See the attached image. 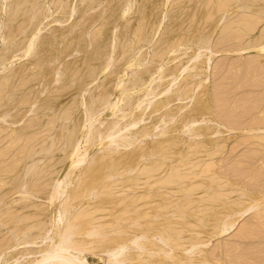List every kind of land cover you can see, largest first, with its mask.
Wrapping results in <instances>:
<instances>
[{"label": "rangeland", "instance_id": "374dc122", "mask_svg": "<svg viewBox=\"0 0 264 264\" xmlns=\"http://www.w3.org/2000/svg\"><path fill=\"white\" fill-rule=\"evenodd\" d=\"M15 1L20 0L0 2L2 4H0V90L2 91L0 96L7 95L6 98L0 97V109L2 105H7L5 108L9 107L12 110L11 107L14 106L13 109L17 111L5 112L7 110L5 108L0 110L3 114L7 113L0 114L3 116L0 119V156H3L0 158L2 177V179L0 177V208L2 209L0 210L3 214H0V224L2 222L0 240L7 238V241L1 243L4 245L8 242L9 244L19 242L17 236L13 237L12 233L15 235L13 231L34 228L32 231L41 232V229L48 230L50 226L60 224L53 223L58 219L57 210L59 211L60 208L61 212H65L69 222L74 217L73 214L78 216H75L76 219L79 218L78 223L75 217L73 218L75 220L69 223L63 215L61 219L65 218L66 222L61 220L60 227L76 225V229L73 228L74 233L81 235L74 236L75 239L79 238L76 243L86 244L82 257L83 264H264V53L261 52L264 46V0H22L24 4L22 2L17 4ZM19 4L23 5L22 8ZM245 6L249 9H245ZM13 7L14 10L11 11ZM14 12L21 13L18 15ZM32 16L34 18H31ZM20 28L27 30L24 33L19 32ZM36 38L38 40H35ZM39 39L42 41L40 42ZM28 41L32 43L29 56L24 50L27 45L23 46L25 42L28 44ZM199 43L203 45H198ZM205 44L209 48L205 47ZM126 46L130 48L126 50ZM9 47H12V50H8ZM95 48L102 52L101 55L99 53L98 61L94 55V53L96 56L98 54ZM125 50L128 53L122 54ZM196 50L200 56L196 55ZM193 55H196L194 60H192ZM35 61L39 62L34 63ZM127 61L130 62L129 65ZM142 70H147L144 71L146 74ZM15 71L18 75L24 72L17 77ZM139 71L142 75H139L141 74ZM58 74L60 78L63 75V82ZM5 75L8 76L7 81ZM11 75L15 78H10ZM54 76L55 79L59 78V82ZM133 76L140 78V82H137L139 85L135 88L131 87ZM9 79L14 82L12 87L10 85L13 82L10 80L9 83ZM149 81H152L151 84ZM7 83L10 88L6 87ZM5 87L8 91L10 89L14 91V94L7 92ZM167 87L170 92L164 94L163 88L167 89ZM22 88H24L23 92ZM15 89H21L22 93L18 91V94L22 97ZM144 90H148L151 94ZM101 91L104 94L107 91L106 95L103 94L107 96L106 103L108 102L109 105L117 103L115 114L110 109H105V106H109L108 103L104 106H96L98 101L96 98L103 97ZM144 93L149 95L144 97L146 95ZM12 97L18 98L17 102ZM3 99H6V102L1 103ZM162 101L166 106L153 112L157 105L163 104ZM136 102L143 104L139 103V108L135 109ZM29 103L33 106L31 107ZM29 106L31 108H28ZM49 106H52V110ZM153 106L154 110H152ZM15 107H20L22 112ZM45 107L46 109L49 107V110ZM129 108L133 110L130 111ZM144 108L146 110L143 120L135 127L136 129H133L135 133L132 130H123L121 132L123 138H121L124 141L120 142L121 144L117 141V145L111 143L108 147L106 144L108 139H102L108 125L111 122L124 125L132 120L130 118L135 112L140 114ZM99 110L100 113L97 112ZM8 112L14 119L15 115L20 116L15 121L12 119L10 123L12 116ZM91 112H94V116L99 115L96 116L99 120L94 122L95 125L93 124L90 130L91 142L85 144L86 147L88 146L85 151L87 159H85L81 149L83 146L85 148L83 136L88 129L86 121ZM123 113L126 118H123ZM36 122L38 123L35 124ZM80 125L84 126V130ZM37 127L39 128L36 129ZM70 128L72 132H68ZM81 130L84 131L83 135ZM197 131L198 135H196ZM75 132V136L81 134L80 154L85 160L81 162V166L79 164L80 170L77 167L73 172L71 170V175L68 174L69 168L71 169L69 165L71 159L67 158L71 147L67 148L71 138L74 141ZM57 133L58 135H55ZM59 136L60 138H57ZM99 140H101L100 144H98ZM129 141L135 145L132 146ZM124 143L126 145H123ZM128 143L131 146L127 147ZM113 144L120 148H115ZM49 145L52 146L51 149ZM54 145H57L56 149ZM153 145L157 148L155 149ZM23 146H28L30 151L27 153ZM135 147H139L138 151H140L138 152ZM31 154L32 157L39 156L31 161L34 158L30 157ZM23 156L27 160L22 159ZM22 160H26V164H22L24 163ZM39 163L42 168H44L42 165H45L49 175L45 168L39 170L41 169L38 168ZM20 166L24 168L23 171H20ZM34 168L38 173L41 171L39 176L34 174L35 179L27 175L30 170L33 174ZM45 173L48 179L43 183L41 180L45 178ZM18 176L21 181L18 183L19 186L23 184L26 189L31 188L30 185L33 183L32 188H35V180L41 181V185L38 182L37 188L41 187L42 190L35 188L39 192L34 197L29 196L31 201L25 196L28 194L21 193V196L18 194L20 188L19 186H17L18 190L15 188V182L17 180L19 182V178L13 182ZM64 176L66 178L64 184L69 183L64 186V190L68 191L65 190L66 193L63 191L60 202H56V204L59 202V205L55 203L50 205L49 196L54 187L52 185H55L54 183L60 178L63 180ZM4 181L10 185L8 186ZM184 186L191 191H185ZM5 190L10 193L7 194ZM74 190L77 192L74 193ZM45 195L48 197L46 198ZM26 201L30 205L26 204ZM20 204L22 209L19 208ZM23 204L28 207L24 208ZM55 206L58 207L57 210ZM72 206L74 207L72 212H75L73 214L70 209L73 208ZM67 210H70L69 215ZM21 211L22 213H19ZM81 212L89 215L79 216L82 215ZM119 212L122 214L121 217L125 218H121ZM7 217H10V220ZM13 217L15 219L12 220ZM81 217L83 220L80 219ZM115 217L122 225H119ZM50 218L51 223H49ZM123 219L124 221H121ZM26 223L30 225L24 226ZM44 223H49V227L47 224L43 225ZM52 227L51 230L55 229ZM168 228L170 230H167ZM221 228H226L225 233L223 230L220 231ZM97 231L103 234L99 235ZM117 233L119 236L116 237ZM165 233L169 235L166 236ZM158 234L163 240L157 236ZM90 235L91 237L87 238ZM12 237L15 241H12ZM109 238L113 239V244H110L112 240ZM116 238L121 244L115 242ZM104 240L111 241L104 243L106 248L103 247ZM34 242L39 243L41 239H36ZM117 243L127 248L120 247ZM192 244L194 247L191 246ZM31 245L34 247L36 244ZM24 246L19 245L15 247L17 249L11 247L5 250L4 252L9 254L2 253L0 264H23L26 259L24 255L21 256L26 248ZM92 246L97 248L94 249ZM154 246L161 248L157 249ZM13 248L15 251L11 250ZM112 250L116 251L111 252ZM116 252L120 256L116 255ZM120 252L124 253L120 254ZM111 254L116 256L112 257ZM120 257L125 258L117 263L115 260H122Z\"/></svg>", "mask_w": 264, "mask_h": 264}, {"label": "bare ground", "instance_id": "6f19581e", "mask_svg": "<svg viewBox=\"0 0 264 264\" xmlns=\"http://www.w3.org/2000/svg\"><path fill=\"white\" fill-rule=\"evenodd\" d=\"M0 2H1V0H0ZM15 2H16V1H15ZM19 2H22V3H23L22 0H20ZM19 2L17 1L16 3L18 4ZM27 3H29V2H27ZM27 3H26V4H27ZM220 3H221V2H220ZM0 4H1V3H0ZM23 4H24V3H23ZM1 5H2V4H1ZM14 5H15V4H14ZM19 5L21 6V4H19ZM19 5H18V7H19ZM8 6H9V5H8ZM22 6H23V5H22ZM22 6H21V8H22ZM24 6L26 7L27 5H24ZM6 7H7V6H6ZM14 7H15V6H14ZM14 7H13V9L10 8L11 11L14 10ZM245 7H246V6H245ZM15 8H16V7H15ZM5 9H6V8H5ZM10 9H8V10H10ZM241 9H243V7H241ZM245 9H249V8L246 7ZM15 10H16V9H15ZM21 10H22V9H21ZM25 10H26V9H25ZM19 11H20V10H19ZM26 11H28V9H27ZM26 11H24V13H26ZM29 11H30V10H29ZM29 11H28V12H29ZM245 11H246V10H245ZM4 12H5V11H4ZM22 12H23V10H22ZM33 12H34V11H33ZM5 13H6V12H5ZM8 13H9V11H8ZM8 13H7V14H8ZM14 13H17V12H14ZM14 13H13V14H14ZM20 13H21V12H20ZM20 13H19V14H20ZM70 13H71V12H70ZM17 14H18V13H17ZM19 14H18V15H19ZM33 14H34V15H33ZM33 14H32V15L35 16V13H33ZM15 15H16V14H15ZM36 15H37V14H36ZM5 16H6V15H5ZM11 16H12V14H11ZM33 16H32L31 18H34ZM37 17H38V15H37ZM37 17H36V19H37ZM8 18H9V17H8ZM29 20L31 21V19H29ZM37 20H38V19H37ZM37 20H35V22H37ZM38 21H39V20H38ZM32 22H33V19H32ZM32 22H30V23L32 24ZM35 22H34V23H35ZM34 23H33V24H34ZM28 24H29V23H28ZM28 24H27V25H28ZM38 24H40V22H39ZM29 25H30V24H29ZM29 25H28V27H29ZM35 25H36V23H35ZM30 26H31V25H30ZM24 27H25V26H24ZM26 27H27V26H26ZM21 28H22V27H21ZM21 28H20V29H21ZM37 28H38V26H37ZM239 29H240V28H239ZM26 30H27V29H26ZM26 30H25V28H23V29H21L19 32H22V31H23V33H24ZM38 30H39V29H38ZM230 30H231V29H230ZM36 32H37V31H36ZM38 32H39V31H38ZM37 34H38V33H37ZM87 35H88V34H87ZM3 36H4V34H3ZM38 36H39V35H38ZM0 37H1V35H0ZM4 38H5V40H6V37H4ZM31 38H32V36H30V39H31ZM33 38H34V37H33ZM140 38H141V36H140ZM1 39H2V38H1ZM26 40H27V39H26ZM32 40H34V39H32ZM35 40H38V38H36ZM139 40H140V39H139ZM39 41H40V39H39ZM41 41H42V40H41ZM41 41H40V42H41ZM96 41H97V39H96ZM198 41H199V40H198ZM198 41H197L196 43H198ZM203 41H205V40H202V42H203ZM206 41H207V40H206ZM34 42H35V41H33V44H34ZM40 42H39V43H40ZM200 42H201V39H200ZM25 43H26V44H25ZM25 43H24L23 46H25V45H27V46L24 47V50H25V52L27 53L26 55L29 56L28 53L31 51L32 43H31V41H30V42L28 41V44H27V42H25ZM204 43H205V42H204ZM200 44H201V43H199L198 45H200ZM110 45H111V44H110ZM201 45H203V44H201ZM14 46L17 47V45H14ZM14 46H13V49H15ZM23 46H22V47H23ZM38 46L40 47V45H38ZM74 46H75V45H74ZM206 46H207V45L205 44V47H206ZM260 46H261V45H260ZM262 46H263V45H262ZM5 47H6V46H5ZM5 47H4V48H5ZM19 47H20V46H19ZM34 47H35V46H34ZM39 47L37 48V50L39 49ZM94 47H95V46H94ZM94 47H93V49H94ZM198 47H199V46H198ZM205 47H204V48H205ZM256 47H257V46H256ZM6 48H7V47H6ZM6 48H5V49H6ZM11 48H12V47H11ZM11 48L9 47L8 50H10ZM25 48H26V49H25ZM121 48H122V47H121ZM128 48H130V47H128ZM128 48H127V46H126V50H127ZM200 48H202V46H201ZM207 48H209V47L207 46ZM249 48H250V47H249ZM16 49H18V48H16ZM95 49H96V48H95ZM111 49H112V48H111ZM122 49H123V48H122ZM247 49H248V48H247ZM250 49H251V48H250ZM260 49H261V48H260ZM6 50H7V49H6ZM11 50H12V49H11ZM34 50H36V49H34ZM96 50L98 51L99 49L97 48ZM96 50H95V51H96ZM126 50H125V52H122V51H121L122 54H123V53H128V51L126 52ZM198 50H199V48H198ZM20 51H21V50H20ZM97 51H96V53H97ZM123 51H124V50H123ZM160 51H161V50H160ZM172 51H173V50H172ZM196 51H197V50H196ZM258 51H259V50H258ZM25 52H22V54H23V53L25 54ZM93 52H94V51H93ZM121 52H120V53H121ZM129 52H130V51H129ZM261 52L264 53V46H263V48L261 49ZM17 53H18V51H17ZM36 53H37V52H36ZM36 53H35V55H36ZM99 53H100V52L98 51L97 56H96V54L94 53L95 57H97V61L99 60V59H98V57H99ZM101 53H102V52H101ZM101 53H100V55H101ZM108 53H109V52H108ZM195 53H196V52H195ZM195 53H194V54H195ZM15 54H16V52H15ZM30 54H31V53H30ZM32 54H33V53H32ZM200 54H201V53H200ZM19 55H20V54H19ZM124 55H126V54H124ZM196 55H199L198 51H197V54H196ZM196 55H195V56L193 55L192 60H194V58H196ZM20 56H21V55H20ZM120 56H121V55H120ZM120 56H119V57H120ZM199 56H200V55H199ZM26 57H27V56H26ZM32 57H33V56H32ZM102 57L104 58V56H102ZM122 57H123V56H122ZM124 57H125V56H124ZM19 58H20V57H19ZM24 58H25V56H24ZM93 58H94V57H93ZM198 58H199V57L197 56V59H198ZM130 59H131V58H130ZM132 59H133V58H132ZM91 60H93V59H91ZM94 60H96V58H94ZM102 60H103V59H102ZM106 60H107V59H106ZM124 60H125V59H124ZM188 60H189V59H188ZM205 60H206V59H205ZM209 60H210V59H209ZM41 61H42V60H40V63H41ZM108 61H110V58H109ZM130 61H132V60H130ZM197 61H198V60H197ZM206 61L208 62V60H206ZM206 61H205V62H206ZM38 62H39V61H35L34 63H38ZM106 62H107V61H106ZM127 62H129V61H127ZM140 62H141V61H140ZM207 62H206V63H207ZM40 63H39V65H40ZM50 63H51V62H50ZM132 63H133V62H132ZM188 63H189V62H188ZM104 64H105V63H104ZM125 64H126V63H125ZM129 64H130V62L128 63V65H129ZM162 65H163V64H162ZM191 65H192V64H191ZM106 66H107V65H106ZM132 67H133V66H132ZM129 68H130V67H129ZM186 68H187V67H186ZM206 68H207V67H206ZM125 69H126V68H125ZM127 69H128V68H127ZM156 69H157V68H156ZM180 69H181V68H180ZM218 69H219V68H218ZM222 69H223V68H222ZM131 70H132V69H131ZM157 70H158V69H157ZM159 70H160V69H159ZM187 70H189V69H187ZM231 70H232V69H231ZM16 71H17V70H16ZM16 71H15V72H16ZM125 71H126V70H125ZM125 71H124V72H125ZM142 71H143V70H142ZM144 71L147 72V70H144ZM144 71H143V73H144ZM199 71H200V70H199ZM15 72H14V74L16 75L17 72H16V73H15ZM19 72H20V71H19ZM22 72H24V71H22ZM22 72H20V73H22ZM88 72H89V71H88ZM10 73H11V72H10ZM10 73H9V74H10ZM12 73H13V72H12ZM12 73H11V74H12ZM20 73H19V75H21ZM139 73H141V72L139 71ZM139 73H138V74H139ZM179 73H180V72H179ZM14 74H13V75H14ZM23 74H24V73H23ZM144 74H146V73H144ZM7 75H8V74H7ZM19 75L17 74V77H19ZM25 75H26V74H25ZM39 75H41V74H39ZM60 75H61V74H60ZM126 75H127V74H126ZM136 75H137V73H136ZM136 75H134V76H136ZM139 75H142V73L139 74ZM139 75H138V76H139ZM8 76H9V75H8ZM8 76L5 75V77H4V76H3V77L6 78V77H8ZM22 76H23V75H22ZM34 76H35V75H34ZM56 76H57V74H56ZM134 76H133L132 86H131V87H134V88H135V87H137V86L139 85V84L137 85V82H140V78H139L140 76H139V77L137 76L138 78H134ZM3 77H2V78H3ZM23 77H25V76H23ZM26 77H27V76H26ZM38 77H39V76H38ZM38 77H37V78H38ZM58 77H59V74H58ZM62 77H63V75H62ZM62 77H61V78L59 77L60 80L62 79ZM65 77H66V76H65ZM75 77H76V75H75ZM80 77H81V76H80ZM82 77H83V76H82ZM131 77H132V76H131ZM10 78H12V75L10 76ZM14 78H15V77H13L12 79H14ZM59 78H58V79H59ZM63 78H64V77H63ZM12 79H9V83H10V80L13 82ZM16 79H17V78H16ZM16 79H15V80H16ZM18 79H19V78H18ZM20 79H22V78H20ZM25 79H26V78H25ZM39 79H40V78H39ZM54 79H55V76H54ZM56 79H57V78H56ZM56 79H55V80H56ZM58 79H57V80H58ZM70 79H71V78H70ZM72 79H74V77H73ZM138 79H139V80H138ZM141 79H142V77H141ZM221 79H222V78H221ZM1 80H2V79H1ZM55 80H54V81H55ZM80 80H82V79H80ZM84 80H85V79H84ZM152 80H153V79H152ZM155 80H156V79H155ZM6 81H7V78H6ZM63 81H64V79H62V82H63ZM82 81H83V80H82ZM85 81H86V80H85ZM129 81H130V80H129ZM153 81H154V80H153ZM175 81H176V80H175ZM55 82H56V81H55ZM58 82H59V80H58ZM83 82H84V81H83ZM121 82H122V81H121ZM141 82H142V81H141ZM150 82H152V81H149V83H150ZM236 82H237V81H236ZM9 83H7L8 85L6 84V87L9 86ZM142 83H143V82H142ZM173 83H174V82H172V85H173ZM221 83H222V82H221ZM1 84H2V83H1ZM13 84H14V82H13L10 86L12 87ZM29 84H30V83H29ZM59 84H60V83H59ZM80 84H81V83H80ZM83 84H84V83H83ZM150 84H151V83H150ZM168 84H169V83H168ZM170 84H171V83H170ZM223 84H224V83H223ZM227 84H228V83H227ZM3 85H4V84H3ZM26 85H28V84L26 83ZM26 85H25V86H26ZM136 85H137V86H136ZM147 85H148V84H147ZM199 85H200V84H199ZM0 86H1V85H0ZM10 86H9V88H10ZM44 86H45V85H44ZM118 86H119V83H118ZM118 86H117V87H118ZM148 86H150V85H148ZM148 86H147V87H148ZM157 86H158V85H157ZM182 86H183V85H182ZM6 87H5V89H6ZM129 87H130V86H129ZM165 87H166V86H165ZM168 87H169V86H168ZM168 87H167V89H168ZM195 87H196V86H195ZM225 87H226V86H225ZM16 88H17V87H16ZM134 88H133V89H134ZM197 88H198V87H197ZM220 88H221V87H220ZM22 89H23V90H22V92H23V91H24V88H22ZM133 89H132V90H133ZM147 89H148V88H147ZM165 89H166V88H165ZM165 89L163 88V91H162V92H164V94H165V92H167V93L170 92V91H169L170 89H168V91H166L167 89H166V90H165ZM195 89H196V88H195ZM2 90H3V89H2ZM6 90H7V89H6ZM6 90H4V91H6ZM16 90H17V89H15V91H16ZM123 90H124V89L122 88V93H123ZM134 90H135V89H134ZM137 90H138V88H137ZM148 90H149V89H148ZM148 90H147V91L144 90V91H145V92H149ZM153 90H154V89H153ZM153 90H152V94H153ZM0 91H1V90H0ZM9 91H10V93H11V92H12V93L14 92V91H11V89H10ZM9 91L7 90V92H9ZM18 91H20V93H22V92H21V89H19V90L16 91L17 94L19 93ZM103 91H104V90H103ZM130 91H131V90H130ZM1 92H2V91H1ZM101 92H102V91H101ZM106 92H107V91H106ZM106 92H105V94H104V92H102V93H101L102 95H101V94H99V95H101V97H102L103 94L106 95ZM125 92H126V91H125ZM125 92H124V94H125ZM177 92H178V90H177ZM3 93H4V92H3ZM3 93H2V94H3ZM12 93H11V94H12ZM32 93H33V92H32ZM81 93H82V92H81ZM99 93H100V92H99ZM122 93H121V95H122ZM149 93H150V92H149ZM149 93H144V95L146 94L144 97L148 96ZM172 93H173V92H172ZM174 93H175V92H174ZM178 93H179V92H178ZM178 93H177V95H178ZM228 93H229V92H228ZM8 94H9V93H8ZM13 94H14V93H13ZM13 94H12V95H13ZM24 94H25V93H24ZM107 94H108V93H107ZM124 94H123V95H124ZM147 94H148V95H147ZM150 94H151V93H150ZM160 94H161V92H160ZM0 95H1V94H0ZM3 95H4V96H2V97L6 98L5 96H7V95H5V94H3ZM18 95H20V94H18ZM121 95H120V96H121ZM177 95H176V99H177V97H178ZM9 96H11V95L9 94ZM20 96H21V95H20ZM23 96H25V95H23ZM27 96H28V95H27ZM31 96H32V95H31ZM166 96H167V95H166ZM179 96H180V95H179ZM0 97H1V96H0ZM2 97H1V98H2ZM21 97H22V96H21ZM126 97H127V96H126ZM180 97H181V96H180ZM225 97H226V96H225ZM227 97H228V96H227ZM1 98H0V99H1ZM12 98H13V97H12ZM14 98H15V97H14ZM14 98H13V99H14ZM19 98H20V97H19ZM31 98H32V97H30V99H31ZM89 98H90V97H89ZM91 98H92V96H91ZM99 98H100V96H99ZM99 98H96V99H98V101H97V103H96V106H104L105 104L108 103V102L106 103V101H107V100H106V99H107V96H103L102 99H101V98L99 99ZM164 98H165V97H164ZM81 99H82V97H81ZM96 99H94V100H96ZM118 99L120 100V98H118ZM121 99H122V98H121ZM170 99H171V98H170ZM5 100H6V99H5ZM5 100L3 99L1 103L6 102ZM7 100H8V99H7ZM16 100H18V98H17V99L15 98V102H17ZM23 100H24V99H23ZM94 100H93V101H94ZM108 100H109V99H108ZM133 100H134V99H133ZM150 100H152V99H150ZM150 100H149V101H150ZM139 101H141V99H140ZM142 101H143V98H142ZM149 101H148V103H149V105H150V102H149ZM178 101H179V100H178ZM9 102H10V100H9ZM27 102H28V101H27ZM31 102H32V101H31ZM79 102H80V101H79ZM84 102H85V101H84ZM90 102H91V101H90ZM117 102H119V101L117 100ZM137 102H138V101H137ZM137 102L134 104V105H135V106H134L135 109L139 108V106H140L139 103H140V104H143V102H139V103H137ZM164 102H166V101H164ZM45 103H47V102H45ZM85 103H86V102H85ZM119 103H121V102H119ZM132 103H133V102H132ZM148 103H147L146 105H148ZM162 103H163V101H162ZM169 103H170V102H169ZM169 103H167V104H169ZM4 104H5V103H4ZM7 104H8V102H7ZM29 104H31V103H29ZM29 104H28V105H29ZM49 104H50V103H49ZM86 104H87V103H86ZM91 104H92V103H91ZM99 104H100V105H99ZM128 104L131 105L130 103H126V105H128ZM136 104H137V105H136ZM8 105H9V104H8ZM83 105H85V104H82V106H83ZM108 105H109V103H108ZM149 105H148V107H149ZM156 105H157V104H156ZM156 105H154V106H156ZM239 105H240V104H239ZM5 106H7V105H5ZM5 106L2 105V108L4 109ZM26 106H27V105H26ZM26 106H23V107H26ZM32 106H33V104H31V107H32ZM47 106H48V105H47ZM82 106H81V107H82ZM86 106H87V105H86ZM154 106L152 107V110L155 109ZM164 106H166L165 103L157 105V106H156V109H155L153 112H157V111L161 110ZM0 107H1V106H0ZM10 107H11V106H10ZM17 107H18V106H17ZM20 107H21V106H20ZM20 107H19V108H16V107H15V108L19 111V110H21ZM23 107H22V108H23ZM31 107L29 106L28 108H31ZM49 107H50V106H49ZM49 107H48V109H46L47 107H45V109H46V110H49ZM51 107H52V106H51ZM51 107H50V109H51ZM84 107H85V106H84ZM84 107H83V110H84ZM116 107H117V103H114V104H110L108 107L105 106V109H106V108H107V109H110L111 112H113V113L115 114L114 111H115ZM118 107H119V106H118ZM148 107L145 106V108H148ZM247 107H248V106H247ZM2 108H1V109H2ZM11 108H12V110H15V109H13L14 106L11 107ZM87 108H88V107H87ZM97 108H98V107H97ZM145 108H144V110L142 109L143 111H142V113H140V114H139V113L136 114L137 112L134 111V112H135V113H134V116H131V118H130V119H132V120H130V122L127 121L128 123H126V124H124V125H120V124H118V123H112V122H111V124L108 123L109 125H108V127L106 128V130L104 131L105 133L102 135V139H105V140L108 139V141L106 142V144L108 145V147L110 146L109 144H111V143L116 144V143H118V142L120 143V142H123V141H124V139H122V138H123V137H122L123 134H122V136H121V132H123V130H124V131H128V130L130 131V130H132V131L134 132L133 129H134V128H135V127H136V126H137V125L143 120L144 111L146 110ZM149 108H150V107H149ZM230 108H231V107H230ZM232 108H233V107H232ZM1 109H0V110H1ZM5 109H7V110H5ZM5 109H4L5 112L8 111V110H11L9 107H6ZM26 109H27V108H26ZM26 109H25V110H26ZM45 109H42V110H45ZM129 109H130V108H129ZM224 109H225V108H224ZM12 110H11V111H12ZM23 110H24V109H23ZM27 110H30V109H27ZM51 110H52V109H51ZM97 110H98V109H97ZM101 110H103V109H101ZM101 110H99V111H97V112L100 113ZM124 110H125V109H124ZM132 110H133V109L131 108L130 111H132ZM15 111H16V110H15ZM30 111H31V110H30ZM38 111H40V110H38ZM127 111H128V109H127ZM136 111H137V110H136ZM219 111H220V110H219ZM219 111H218V112H219ZM2 112H3V111H2ZM16 112H17V111H16ZM16 112H15V113H16ZM21 112H22V110H21ZM84 112H85V111H84ZM84 112H83V113H84ZM111 112H110V113H111ZM121 112H122V111H121ZM140 112H141V111H140ZM8 113L10 114V116H12L11 121L8 120V121H10V123H12V119L15 121V119H16L17 117L20 116V115L16 116V115L14 114L15 117H16V118L14 119L13 115H11L10 112H8ZM26 113H27V112H26ZM28 113H29V111H28ZM63 113L65 114V113H67V112H63ZM93 113H94V112H91V113H90V115H89L88 118H87V121H86V119H85L84 116L82 117V118H84L85 121L87 122L86 124H88V129L85 130L86 133H84V131H83V130H84V129H83L84 126L82 125V126H83V127H82V126L80 125V126L82 127L81 129H83V130H81V134L84 133V136H83L84 139H83V141H84V140H85V141H84V143L82 142L84 145H85L86 143H88V142L91 140V138H89V135L91 134V131H90V130H92V125L94 124V122H96V121L99 120V117H98V118L96 117V116H99V115L96 114V116H94ZM113 113H112V114H113ZM0 114H3V113L0 112ZM4 114H5V113H4ZM4 114H3V115H4ZM6 114H7V113H6ZM6 114H5V115H6ZM84 114H85V113H84ZM114 114H113V115H114ZM131 114H133V113H131ZM229 114H230V113H229ZM123 115H124V113H123ZM123 115H122V116H123ZM220 115H221V114H220ZM10 116H9V117H10ZM92 116H93L94 118H95V117H96V118L94 119ZM122 116H120V117H122ZM225 116H226V113H225ZM1 117L3 118L2 115L0 116V119H2ZM68 117H69V116H68ZM115 117H116V116H115ZM124 117H125V115L123 116V118H124ZM128 117H129V116H128ZM22 118H23V117H22ZM39 118H40V116H39ZM92 118L94 119V121H93ZM125 118H126V117H125ZM235 118H236V117H235ZM60 119H63V118L60 117ZM84 119H83V120H84ZM97 119H98V120H97ZM116 119H118V118H116ZM232 119H233V118H232ZM57 120H58V119H57ZM83 120H81V121H83ZM222 120H223V119H222ZM230 120H231V119H230ZM5 121H6V120H5ZM120 121H121V120H120ZM236 121H237V120H236ZM1 122H3V121L1 120ZM118 122H119V121H118ZM226 122H227V121H226ZM37 123H38V122H36L35 124H37ZM69 123H71V122H69ZM232 123H233V122H232ZM2 124H3V123H2ZM81 124H84V123L81 122ZM122 124H123V123H122ZM0 125H1V124H0ZM32 125H33V124H32ZM41 125H42V124H41ZM74 125H75V124H74ZM94 125H95V124H94ZM100 125H102V124H100ZM229 125H230V124H229ZM97 126L99 127V125H97ZM39 127H40V126H39ZM39 127H37L36 129H38ZM78 127H79V126H78ZM104 127H105V126H104ZM259 127H260V126H259ZM0 128H1V126H0ZM2 128H3V127H2ZM22 128H24V127H22ZM74 128H75V126H74ZM79 128H80V127H79ZM85 128H87V127H85ZM231 128H232V127H231ZM236 128H237V127H236ZM239 128H240V127H239ZM62 129H63V128H62ZM103 129H104V128H103ZM103 129H101V130H103ZM135 129H136V128H135ZM142 129H143V128H142ZM145 129H146V128H145ZM153 129H154V128H153ZM153 129H152V131H154ZM16 130H19V129H16ZM27 130L29 131L30 129H27ZM32 130H34V129H32ZM78 130H79V129H78ZM96 130H97V129H96ZM155 130H156V129H155ZM262 130H263V129H262ZM28 131H24V132H27V133H28ZM30 131H31V130H30ZM69 131H71V128L68 129V132H69ZM97 131H99V130H97ZM194 131H195V130H194ZM4 132H6V130H5ZM16 132H17V131H16ZM65 132H67V131L65 130ZM65 132H64V134L66 135ZM68 132H67V133H68ZM71 132H72V131H71ZM19 133H20V132H19ZM22 133H23V132H21V134H22ZM27 133H25V134H27ZM124 133H126V132H124ZM128 133H129V132H128ZM131 133H132V132H131ZM134 133H135V132H134ZM134 133H132V134H134ZM192 133H193V132H192ZM192 133H191V134H192ZM195 133H196V132H195ZM195 133H194V135H195ZM198 133H199V132L197 131L196 135H198ZM0 134H1V133H0ZM64 134H62V137H63ZM79 134H80V133H79ZM81 134H80V135H81ZM129 134H130V133H129ZM129 134H127V135H129ZM142 134H144V132H143ZM156 134H157V133H156ZM9 135H10V133L8 134V136H9ZM28 135H29V134H28ZM55 135H58V133L55 134ZM71 135H72V134H71ZM75 135H76V132L74 133V141H72V138H71V140H70L69 147H68L67 145H65V147H66V146L68 147L67 149H69V148L71 147V148H70L71 150H70L69 156L67 157V158H70V159H71V162H69V163H70L69 165H71V169L68 167L69 170H70V171H69L70 173L68 172V174H71V170H72V172H73V170H76L78 167H80V166L82 165L81 162H82V161L84 162V160L87 159V158H85V155L87 154V153L85 154V151H86V148H87L88 146L86 147V145H85V148H84V146H83L82 149H81L82 152H84L83 155H84V158H85V159H83L82 154H80V153H81V152H80V142H79V137H80V135L78 136V134H77L78 137L75 136ZM82 135H83V134H82ZM96 135H97V134H96ZM139 135H140V134H138V136H139ZM2 136H3V135H2ZM5 136H6V134H5ZM8 136H7V137H8ZM23 136H24V134H23ZM29 136H30V135H29ZM42 136H44V135H42ZM60 136H61V135H60ZM60 136L57 137V138H60ZM131 136H132V135H131ZM140 136H141V135H140ZM159 136H160V134H159ZM0 137H1V135H0ZM64 137H65V136H64ZM83 137H82V138H83ZM95 137H96V136H95ZM100 137H101V136H100ZM121 137H122V138H121ZM125 137H127V136H125ZM142 137H144V136H142ZM196 137H197V136H196ZM10 138H11V137H10ZM46 138H47V137H46ZM80 138H81V137H80ZM0 139H1V138H0ZM5 139H6V138H5ZM34 139H35V138H34ZM63 139H64V138H63ZM129 139L131 140V137H130ZM138 139H139V138H138ZM6 140H7V139H6ZM36 140H37V139H36ZM36 140H35V141H36ZM58 140H59V139H58ZM80 140H81V139H80ZM125 140H126V139H125ZM10 141H11V140H10ZM39 141H40V140H39ZM50 141H51V140H50ZM52 141H53V139H52ZM52 141H51V142H52ZM96 141H97V140H96ZM100 141H101V140L98 141V144H100ZM117 141H118V142H117ZM131 141H132V140H131ZM15 142H16V141H15ZM32 142H33V141H32ZM46 142H47V141H46ZM65 142H66V140H65ZM90 142H91V141H90ZM103 142H104V141H103ZM127 142H128V140L126 141V143H127ZM129 142H130V141H129ZM133 142H134V140H133ZM34 143H35V142H34ZM39 143H40V142H39ZM52 143H53V142H52ZM52 143H51V145L53 146V144H55V143H53V144H52ZM56 143H57V142H56ZM58 143H59V142H58ZM61 143H62V141H61ZM63 143H64V141H63ZM101 143H102V142H101ZM131 143H132V142H130V144H131ZM134 143H135V142H134ZM134 143H132V146L135 145ZM257 143H258V142H257ZM19 144H20V143H19ZM19 144L17 145V147L19 146ZM31 144H33V143H30V145H31ZM45 144H46V143H45ZM45 144H44V145H45ZM64 144H65V143H64ZM64 144H63L62 146H64ZM83 144H82V145H83ZM114 144H113V145H114ZM120 144H121V143H120ZM244 144H245V143H244ZM259 144H260V143H259ZM27 145L30 146L29 144H27ZM36 145H37V143H36ZM46 145H47V144H46ZM102 145H105V144H102ZM102 145H101V146H102ZM116 145H117V144H116ZM116 145H114V147H115ZM118 145H119V144H118ZM123 145H126V144L124 143ZM128 145H129V143L127 144V147H128ZM28 146H27V147H24V146H23V148H25V150L27 151V153L30 151V149H29ZM49 146H50V145H49ZM52 146H50V149H51ZM54 146H55V145H54ZM129 146H131V145H129ZM15 147H16V146H15ZM15 147H14V148H15ZM30 147H31V146H30ZM56 147H57V145L54 147V149H56ZM65 147H62V148L65 149ZM103 147H105V146H103ZM114 147H110V148H114ZM121 147H122V146H121ZM124 147L127 148L126 146H124ZM153 147L155 148L154 145H153ZM153 147H152V150L155 151V149H156L157 147H156L155 149H153ZM35 148H37V147H35ZM83 148H84L85 150H83ZM115 148L118 149V148H120V147L117 146V147H115ZM135 148H136L137 151H138L139 147H138V148L135 147ZM135 148H134V149H135ZM15 149H16V148H15ZM37 149H38V148H37ZM44 149H45V148H43V150H44ZM54 149H53V150H54ZM136 149H135V151H136ZM261 149H262V148H261ZM13 150H14V149H13ZM13 150H11V151H13ZM43 150H42V151H43ZM47 150H48V148H47ZM60 150H62V149H60ZM87 150H88V149H87ZM122 150H123V149H122ZM251 150H252V149H251ZM33 151H34V150H33ZM62 151H63V150H62ZM139 151H140V150H139ZM139 151H138V152H139ZM141 151H142V150H141ZM156 151H157V150H156ZM158 151H159V150H158ZM158 151H157V152H158ZM249 151H250V150H249ZM112 152H113V151H112ZM138 152H137V153H138ZM247 152H248V151H247ZM252 152H253V151H252ZM25 153H26V152H25ZM25 153H24V155H25ZM41 153H42V152H41ZM41 153H39V154H40L41 156H43V155H42L43 153H42V154H41ZM51 153H53V152H51ZM67 153H68V152H67ZM131 153H132V152H131ZM135 153H136V152H135ZM32 154H33V152H32ZM32 154H31L30 157H32ZM110 154H112V153H110ZM150 154H151V153H150ZM150 154H149V155H150ZM112 155H113V154H112ZM7 156H8V155H7ZM25 156H26V155H25ZM38 156H39V155H37V157H38ZM2 157H3V156H0V158H2ZM33 157H34V156H33ZM33 157H32V158H33ZM35 157H36V156H35ZM35 157H34V158H35ZM37 157H36V158H37ZM46 157H47V156H46ZM7 158H8V157H7ZM32 158H31V159H32ZM34 158H33L32 160H31V159H28V160H31V161L36 160V158H35V159H34ZM3 159H4V158H3ZM3 159H1L2 162H3ZM22 159H26V158L23 156ZM39 159H40V158H39ZM16 160H17V159H16ZM26 160H27V159H26ZM26 160H22V162H24V163H22V164H26V163H25ZM40 160H42V159H40ZM4 161H5V160H4ZM31 161H30V162H31ZM38 161H39V160H38ZM27 162H28V161H27ZM98 162H99V161H98ZM3 163H4V162H3ZM5 163H6V162H5ZM31 163H32V162H31ZM31 163H30V164H31ZM17 164H18V163H17ZM40 164H41V163H39V167H38V168L41 167ZM79 164H80V166H79ZM90 164H91V163L89 162V165H90ZM7 165H8V164H7ZM20 165H21V164H20ZM34 165H35V164H34ZM192 165H193V164H192ZM10 166H11V165H10ZM23 166H24V165H22V167H23ZM28 166H29V165H28ZM37 166H38V165H37ZM42 166H44L45 169L41 167V169H39V170H42V169L46 170L45 165H42ZM46 166H47V165H46ZM85 166H86V165H85ZM87 166H88V165H87ZM87 166H86V167H87ZM190 166H191V165H190ZM76 167H77V168H76ZM82 167H83V166H82ZM25 168H26V165H25ZM48 168H49V167H48ZM50 168H51V165H50ZM84 168H85V167H84ZM84 168H83V170H84ZM21 169H22V168H21V166H20V171H23L24 168H23L22 170H21ZM26 169L28 170V167H27ZM78 169H79V168H78ZM14 170H15V169H14ZM44 170H43V171H44ZM79 170H80V169H79ZM30 171H31V170H30ZM30 171H29V172H30ZM33 171L36 172L37 170H35V168H34V170H32V172H33ZM43 171H42V172H43ZM46 171L48 172L49 170H46ZM46 171H45V172H46ZM67 171H68V170H67ZM11 172H12V171H11ZM29 172H28V174H27L28 177H30V176H31V177H34V176H36V175H34V174H37V176H39L41 171H40L39 173H38V171H37L36 173L34 172L33 174L30 172L31 175L29 174ZM43 173H44V172H43ZM16 174H17V173H16ZM47 174L49 175V172H48ZM47 174L45 173V175H46V176L44 175L45 178H44L43 180H41L43 183L46 182L45 179H48V178H46V177H48ZM68 174H66V175H68ZM183 174H184V173H183ZM3 175H4V174H3ZM3 175H2V176H3ZM8 175H11V174H8ZM8 175H7V176H8ZM18 175H19V174H18ZM66 175H65V176H66ZM71 175H72V174H71ZM71 175H69V178H70ZM175 175H177V174H175ZM180 175H181V174H180ZM4 176H6V174H5ZM15 176H16V175H15ZM65 176L63 177V180L60 178L61 181H60V180H57V182L54 183L55 185H52V186H54V187H53V190L51 191V194L49 193V194H50V196H49V202H50V205H51V204H54V203L56 204L57 201L60 202L59 199L61 198V195H63L64 192H65V190H67V189L64 190V186L66 187V185L69 184V183H67V182H65L66 185L64 184V179H66ZM171 176H172V175H171ZM171 176H170V177H171ZM173 176H174V175H173ZM177 176H179V173H178ZM0 177H1V175H0ZM10 177H12V176H10ZM13 177H14V176H13ZM21 177H22V173H21ZM26 177H27V176H26ZM41 177H43V175H42ZM66 177H68V176H66ZM109 177H110V176H109ZM17 178H19V182H17V181H18V180H17V181H16L17 183H16L15 180H16ZM22 178H23V177H22ZM36 178H37V177H36ZM1 179H2V177H1ZM24 179H25V178H24ZM24 179H23V180H24ZM29 179H30V178H29ZM34 179H35V177H34ZM34 179H32V180H34ZM168 179H170V178H168ZM173 179H174V178H173ZM175 179H176V178H175ZM3 180H4V179H3ZM9 180H10V178H9ZM21 180H22V179H21ZM32 180H30V181H32ZM54 180H55V179H54ZM165 180H167V179H165ZM165 180H164V181H165ZM12 181H13V180H12ZM24 181H25V180H24ZM35 181H36V183H35V184H36V185H35V188H37V184H39L41 181H40V182H39V180H35ZM35 181H34V182H35ZM167 181H168V180H167ZM173 181H175V180H173ZM4 182L6 183V181H4ZM7 182H8V181H7ZM13 182H15V186H16V187H15V186H14V187L17 189V188H18L17 186H19L18 183H21V181H20V177H19V176L16 177V178L14 179ZM38 182H39V183H38ZM165 182H166V181H165ZM181 182H184V181H181ZM11 183H12V182H11ZM50 183H51V182H50ZM50 183H48L47 185L49 186ZM173 183H174V182H173ZM6 184H8V183H6ZM12 184H13V183H12ZM17 184H18V185H17ZM51 184H53V182H52ZM174 184H176V183H174ZM9 185H10V184H8V186H9ZM40 185H41V183H40ZM83 185H84V184H83ZM30 186L34 187V183H33V185H30ZM38 186H39V185H38ZM42 186H43V185H42ZM45 186H46V184H45ZM80 186H81V185H80ZM0 187H1V186H0ZM5 187H6V186H5ZM32 187L29 188V189H28V188L26 189V187H24V185L21 184V186H19L20 190L18 191V192H19L18 194L21 196V193H23V194L25 193V194H28V195H25V196L28 197V198H29L30 195H33V197H34V195H35L37 192H39L37 189L40 190L41 187H40V188H37V189L32 188ZM81 187H82V186H81ZM83 187H84V186H83ZM188 187H189V186H188ZM3 188H4V187H3ZM9 188H11V186H10ZM19 188H18V189H19ZM50 188H51V185H50ZM258 188H259V187H258ZM18 189H17V190H18ZM69 189H70V187H69ZM184 189H185V186H184ZM11 190H12V189H11ZM30 190H32V191L30 192ZM41 190H42V188H41ZM47 190H48V189H47ZM75 190H76V189H75ZM75 190H74V193L77 192V191H75ZM182 190H183V189H181V192H182ZM189 190L191 191V189H189ZM189 190H187V188L185 189V191H189ZM9 191H10V189H9ZM43 191H45V188H44ZM48 191H49V190H48ZM63 191H64V192H63ZM67 191H68V190H67ZM67 191H66V192H67ZM69 191H70V190H69ZM83 191H84V190H83ZM5 192H6V190H5ZM11 192H13V191H11ZM40 192H42V191H40ZM62 192H63V193H62ZM66 192H65V193H66ZM6 193H7V192H6ZM6 193H5V194H6ZM8 193H10V192H8ZM8 193H7V194H8ZM16 193H17V192L15 191V194H16ZM43 193H44V192H43ZM78 193H80V191H79ZM23 194H22V196H24ZM41 194H42V193H41ZM45 194L47 195V192H45ZM72 194H73V193H72ZM46 195H45V196H46ZM73 195H74V194H73ZM75 195H76V194H75ZM35 196H36V195H35ZM37 196H38V194H37ZM64 196H65V195H64ZM64 196H62V199H63ZM30 197H31V196H30ZM47 197H48V196H46V198H47ZM72 197H73V196H72ZM72 197H71V201H72ZM210 197H211V196H210ZM222 197H223V196H222ZM0 198H1V197H0ZM4 198H5V197H4ZM2 199H3V198H2ZM31 199H32V198H31ZM33 199H34V198H33ZM184 199H185V197H184ZM212 199H213V198H212ZM16 200H17V199H16ZM29 200H30V198H29ZM27 201H28V200H27ZM27 201H26V204H28ZM30 201H31V200H30ZM46 201H47V199H46ZM62 201H63V200H62ZM0 202H1V201H0ZM23 202H24V201H23ZM49 202H48V203H49ZM59 202H58V204H56V205H59ZM72 202H73V201H72ZM72 202H71V203H72ZM2 203H3V202H2ZM19 203H22V202H19ZM29 203H30V202H29ZM0 204H1V203H0ZM26 204H25V205H26ZM31 204H32V203H31ZM60 204H61V203H60ZM62 204H63V203H62ZM21 205H22V204H20V207H19V208L22 207ZM23 205H24V204H23ZM25 205H24V206H25ZM28 205H30V204H28ZM69 205H72V204H69ZM0 206H1V205H0ZM18 206H19V205H18ZM26 207H28V206H25L24 208H26ZM33 207H34V206H33ZM37 207H38V206H37ZM52 207L54 208L53 205H52ZM52 207H51V208H52ZM59 207H60V206H59ZM72 207H73V206H72ZM182 207H183V205H182ZM34 208H36V207H34ZM39 208H40V207H39ZM55 208H56V210H57L58 207L55 206ZM179 208H181V207H179ZM247 208H249V207H247ZM0 209H1V208H0ZM16 209H18V208H16ZM21 209H22V208H21ZM36 209H38V208H36ZM64 209H65V208H64ZM68 209H69V208H68ZM70 209H71V212H72V210H74V207H73V208H70ZM244 209H245V208H244ZM249 209H251V208H249ZM1 210H2V209H1ZM1 210H0V211H1ZM25 210L27 211V209H25ZM247 210H248V209H247ZM3 211H4V210H3ZM39 211H40V209H39ZM61 211H62V209L60 210V208H59V211L57 210V212H58L59 214L57 213V214H58V219H56V220L53 219V221L55 220V221L53 222L54 225H56V223H57V224H58V223L61 224V220H62L61 218H63V215H65L64 217L66 218V214H65V212L63 213V212H61ZM68 211H70V210H67V215H69V214H68ZM241 211H242V210H241ZM5 212H6V210H5ZM23 212H24V211H23ZM29 212H30V211H29ZM79 212H80V211H78V214H79ZM247 212H250V211H247ZM10 213H12V212H10ZM19 213H22V211L19 212ZM24 213H25V212H24ZM30 213H32V212H30ZM34 213L37 214L36 212H34ZM34 213L32 214L33 216H34ZM39 213H40V212H39ZM39 213H38V215H40ZM54 213H55V212H54ZM69 213H70V212H69ZM73 213H75V212L73 211L72 214H73ZM76 213H77V212H76ZM81 213H82V215L80 214L79 216L87 217V214H88V213H87L86 215L83 214V213H85V212H81ZM237 213H239V212H237ZM243 213H244V212H243ZM243 213H241V215H242ZM0 214L3 215V214H2V211L0 212ZM27 214H28V213H27ZM27 214H26V215H27ZM72 214H71V215H72ZM78 214H77V215H78ZM8 215H9V214H8ZM19 215H20V214H18V216H19ZM71 215H70V217H71ZM73 215H74V217L76 216L75 214H73ZM88 215H89V214H88ZM119 215H120V217H121L122 214H120V212H119ZM123 215H124V213H123ZM13 216H14V215H13ZM15 216H16V215H15ZM15 216H14V217H15ZM18 216H17V217H18ZM24 216H25V214H24ZM29 216H30V214H29ZM14 217L11 218V219H12V220L15 219ZM17 217H16V218H17ZM19 217H20V216H19ZM22 217H23V216H22ZM53 217H55V215H54ZM74 217H72L71 220H75L76 217H78V216H76L75 219H73ZM82 217H81L80 219L83 220ZM116 217H117V216H116ZM116 217H115L114 219H116ZM122 217H123V216H122ZM122 217H121V218H122ZM7 218H8V220H10V217H7ZM65 218H64V219H65ZM123 218H125V217H123ZM5 219H6V218H5ZM5 219H2V220H5ZM50 219H51V218H50ZM64 219H63V220H64ZM66 219H67V218H66ZM66 219H65V220H66ZM77 219H78V221H79V218H77ZM77 219H76V221H77ZM84 219H85L86 221L88 220L87 218H84ZM89 219H90V218H89ZM8 220H7V221H8ZM17 220H18V219H17ZM31 220H32V219H31ZM31 220H30V221H31ZM33 220L35 221V219H33ZM36 220H37V219H36ZM39 220H40V218H39ZM42 220H43V219H42ZM63 220H62V221H63ZM65 220H64V222H66ZM67 220H68V219H67ZM71 220H70V222H69V220H68V222L71 223ZM82 220H81V221H82ZM85 220H84V222H85ZM76 221H75V222H76ZM78 221H77V223H78ZM88 221H89V220H88ZM116 221H118V218L116 219ZM121 221H124V219L121 220ZM135 221H136V220H135ZM28 222H29V221H28ZM28 222H27V223H28ZM31 222H33V221H31ZM31 222H30V223H31ZM43 222H44V221H43ZM43 222H42V223H43ZM51 222H52V219H51V221H50L49 223H51ZM55 222H56V223H55ZM64 222H62V224H63ZM118 222H119V221H118ZM133 222H134V221H133ZM136 222H137V221H136ZM4 223H6V222L4 221ZM12 223H13V222L11 221L10 224H12ZM15 223H16V222H15ZM27 223L24 224V226H25V225H26V226H27V225H30V223H29V224H27ZM33 223H34V222H33ZM35 223H36V222H35ZM49 223H48V224H49ZM137 223H138V222H137ZM1 224H2V222H1ZM1 224H0V225H1ZM46 224H47V223H44L43 225L46 226ZM48 224H47V227H49ZM60 224H58V225H56V226H54V227L50 226V228H51V227H52V228H55V229H53V230H51L50 228H49L48 230H47L46 228H45V229H41V227H40V229H41L40 231H41V232H34V231H32L34 228L31 229V228H29L30 226L28 227L29 229H26L25 231H24V230L13 231V232H15V235L12 233L13 237L15 238V237L17 236L16 238H17V239H20L19 242H17L16 244H14V242H12V244H9V242H8V243L3 242V243H5V244L3 245L1 242L4 241V240L7 241V238L4 239V240H3V239L0 240V243H1V244H0V256L2 255V253H5V252H4L5 250L10 249L11 247H14V248H15L16 246H19V245H25V246H24V247H26V248H24L25 251H24L23 253L21 252V253H22L21 256L24 255V256H25L24 258H26V259H25V262H23V264H83L82 257H83V253H84V251H85V248H84V244H85V242H84V244H80V243L77 244V243H76V242L78 241V239H79V238H76V239L74 238V236L77 234V233H76V234L74 233V230L76 229V225H71L70 227H66V226L62 227V225H61V227H60ZM72 224H73V222H72ZM74 224H76V223H74ZM89 224H90V222H89ZM115 224H116V223H115ZM7 225H8V224H6V226H7ZM19 225H21V224H19ZM19 225H18V227H19ZM49 225H50V224H49ZM78 225H79V224H78ZM116 225H117V224H116ZM119 225H122V223L119 222ZM259 225H260V224H259ZM1 226H2V225H1ZM13 226H14V225H13ZM22 226H23V224H22ZM114 226H115V225H114ZM114 226H113L112 228H114ZM123 226H124V225H123ZM247 226H248V225H247ZM3 227H5V225H4ZM3 227H2V228H3ZM18 227H17V229H18ZM42 227H43V226H42ZM78 227H79V226H78ZM80 227H81V226H80ZM83 227H84V226H83ZM118 227H119V226H118ZM8 228H10V226H9ZM13 228H14V227H13ZM15 228H16V226H15ZM73 228H74V230H73ZM121 228H122V227H121ZM127 228H128V227H127ZM219 228H220V227H219ZM226 228L228 229V227H226ZM226 228H224V229H226ZM239 228H240V227H239ZM81 229H82V228H81ZM123 229H124V227H123ZM131 229H132V228H131ZM224 229L221 228V230H220V229H219V230H220V231L223 230V233H225V232H224ZM15 230H16V229H15ZM36 230H37V228H36ZM78 230H80V229H78ZM164 230H165V229H164ZM164 230H163V232H164ZM167 230H170V228H168ZM229 230H230V229H229ZM76 231H77V230H76ZM109 231H110V230H109ZM111 231H112V229H111ZM111 231H110V232H111ZM126 231H127V230H126ZM220 231H219V232H220ZM225 231H226V230H225ZM227 231H228V230H227ZM6 232H7V231H6ZM91 232H92V231H91ZM97 232H98V231H97ZM165 232H166V231H165ZM167 232H168V231H167ZM167 232H166V233H167ZM0 233H1V231H0ZM8 233H9V229H8ZM94 233H95V232H94ZM98 233H99V232H98ZM111 233H113V232H111ZM119 233H121V232H119ZM119 233L116 234V237H117V235H118ZM166 233H165V234H166ZM169 233H170V232H169ZM172 233H173V232H172ZM221 233H222V232H221ZM4 234H5V233H4ZM4 234H3V236H4ZM6 234H7V233H6ZM100 234H101V233H99V235H100ZM102 234H103V232H102ZM102 234H101V235H102ZM105 234H107V233H105ZM125 234H126V233H125ZM161 234H162V233H161ZM170 234H171V233H170ZM78 235H79V237L81 236L80 234H77L76 236L78 237ZM88 235H89V234H88ZM99 235H98V236H99ZM168 235H169V234H168ZM168 235L166 234V236H168ZM175 235H176V234H175ZM247 235H248V234H247ZM0 236H2V235H0ZM7 236H8V235H7ZM10 236H11V235H10ZM76 236H75V237H76ZM84 236H85V235H84ZM86 236H87V235H86ZM118 236H119V235H118ZM120 236H121V235H120ZM122 236H123V235H122ZM154 236H155V235H154ZM157 236L159 237V234H158ZM171 236H172V235H171ZM13 237H12V239H13ZM90 237H91V235H90L89 237H87V238H90ZM92 237H94V236H92ZM4 238H5V237H4ZM84 238H85V237H84ZM111 238H114V239H115V237H111ZM152 238H154V237H152ZM155 238H156V237H155ZM159 238H162V240H163V237L160 236ZM167 238H168V237H167ZM169 238H170V237H169ZM171 238H172V237H171ZM174 238H175V237H174ZM10 239H11V237H10ZM17 239H16V240H17ZM36 239H39V240L41 239V242H39V243L34 242ZM74 239H75L76 241H75ZM92 239H93V238H92ZM109 239H110V238H109ZM175 239H177V238H175ZM175 239H173V240H175ZM247 239H248V238H247ZM250 239H251V238H250ZM253 239H254V238H253ZM110 240H112V243H110V244H113V239H110ZM118 240H120V239L118 238ZM129 240H130V239H129ZM157 240H158V238H157ZM157 240H155V241H157ZM167 240H168V239H167ZM12 241H15V240L13 239ZM74 241H75V242H74ZM89 241H90V239H89ZM105 241H106V240L103 241V245H104V246L102 245L104 248H106V247H105L106 245H105L104 243H109V242H111V241H109V240H108L107 242H105ZM116 241H117V238H116L115 242H116ZM132 241H133V238H132ZM132 241H130V242H132ZM87 242H88V241H87ZM87 242H86V243H87ZM115 242H114V245H115ZM117 242H118V241H117ZM130 242H129V244H130ZM74 243H75V244H74ZM81 243H82V242H81ZM98 243H99V242H98ZM100 243H102V242H100ZM118 243H119V242H118ZM118 243H117V244H118ZM133 243H134V241H133ZM156 243H157V242H156ZM29 244H30V245H31V244H36V245L33 247V245L29 246ZM119 244H121V242H120ZM119 244H118V245H119ZM122 244H123V243H122ZM142 244H143V243H142ZM150 244H151V243H150ZM153 244H154V243H153ZM9 245H11V246H9ZM26 245H28V246H26ZM85 245H86V244H85ZM91 245H92V244H91ZM98 245H99V244H98ZM98 245H97V246H98ZM151 245H152V244H151ZM154 245H155V244H154ZM161 245H162V244H161ZM237 245H238V244H237ZM8 246H9V247H8ZM97 246H95V247L92 246V247L95 249V248H97ZM100 246H101V245H100ZM100 246H99V248H100ZM107 246H108V245H107ZM119 246L122 247L123 245H122V246L119 245ZM124 246H125V245H124ZM124 246H123V247H124ZM158 246H159V245H158ZM162 246H163V245H162ZM191 246H193V244H192ZM22 247H23V246H22ZM103 247H101V248H103ZM109 247L111 248L112 246H109ZM115 247H116V245H115ZM125 247H126V246H125ZM125 247H124V248H125ZM154 247H156L157 249H160V248H161V246H160V248L157 247V246H154ZM164 247H165V246H164ZM166 247H167V246H166ZM193 247H194V246H193ZM14 248L11 249V250H14V251H15V249H17V248H15V249H14ZM90 248H91V247H90ZM93 248H91V249H93ZM99 248H98V249H99ZM110 248H109V250H110ZM113 248H114V247H113ZM126 248H127V247H126ZM191 248H192V247H191ZM191 248H190V249H191ZM94 249H93V250H94ZM98 249H97V250H98ZM117 249H118V246H117ZM122 249H123V248H122ZM105 250H107V249H105ZM20 251H21V249H20ZM98 251H99V250H98ZM100 251L102 252L103 250H100ZM114 251H116V250H114ZM114 251L112 250L111 252H114ZM120 251H121V250H120ZM123 251H124V250H123ZM139 251H141V250H139ZM117 252H118V251H117ZM117 252H116L115 254H116V255H119ZM125 252H126V251H125ZM121 253H124V252H120V254H121ZM5 254H6V253H5ZM7 254H9V253H7ZM7 254H6V255H7ZM107 254H108V253H107ZM112 254H113V253H112ZM112 254H111V256H112ZM115 254H114V255H115ZM125 254H126V253H125ZM19 255H20V254H19ZM114 255H113V256H114ZM116 255H115V256H116ZM113 256H112V257H113ZM115 256H114V257H115ZM119 256H120V255H119ZM22 257H23V256H22ZM22 257H21L20 259H22ZM105 257H106V255H105ZM117 257H118V256H117ZM109 258H110V254H109ZM120 258H122V260H121ZM120 258H119L120 260H115V259H114V260H115L117 263H120V261L122 262V261H123V258H125V257H120ZM10 259H11V258H10ZM0 260H1V259H0ZM108 260H109V259H108ZM124 260H125V259H124ZM126 260H128V259H126ZM4 261H5V260H4ZM109 261H111V260H109ZM2 262H3V261H2ZM4 263H5V262H4ZM16 263H17V262H16ZM113 263H114V261H113ZM10 264H11V263H10ZM130 264H133V263H130Z\"/></svg>", "mask_w": 264, "mask_h": 264}]
</instances>
